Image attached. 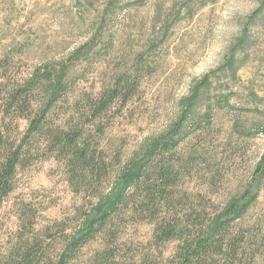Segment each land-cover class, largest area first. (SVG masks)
Returning <instances> with one entry per match:
<instances>
[{"label": "rangeland", "instance_id": "obj_1", "mask_svg": "<svg viewBox=\"0 0 264 264\" xmlns=\"http://www.w3.org/2000/svg\"><path fill=\"white\" fill-rule=\"evenodd\" d=\"M263 3L0 0V76L12 88L33 73H43L48 83L49 73L55 78L66 67L64 102H75L82 94L95 98L118 78L142 68L140 86L126 105L116 101L112 106L100 140L109 156L119 155L123 163L167 134L199 90L190 117L194 122L189 121L195 128L179 151L216 159L211 170L219 172V182L207 191L205 178L187 177L182 189L219 206L250 192L255 200L238 224L253 233L255 264H264V175L256 173L264 157ZM240 39L246 45L235 49L239 70L234 75L219 72ZM209 74V83L200 85ZM67 105L61 106L63 114ZM26 128L22 122V132ZM199 161L193 168L202 175L210 168ZM82 198L72 192L62 166L53 160L37 162L19 176L18 189L1 213L0 245L18 224L13 204L31 203L46 225L72 215ZM123 220L126 240L135 247L150 241V226ZM171 250L169 246L166 254Z\"/></svg>", "mask_w": 264, "mask_h": 264}, {"label": "trees", "instance_id": "obj_2", "mask_svg": "<svg viewBox=\"0 0 264 264\" xmlns=\"http://www.w3.org/2000/svg\"><path fill=\"white\" fill-rule=\"evenodd\" d=\"M245 45L240 39L219 72L234 75L239 70L235 49ZM65 68L55 78L49 73L48 83L46 75L33 73L12 88L0 76V217L18 189L19 176L37 162H57L72 192L83 196L72 215L46 225L31 203L13 204L18 224L0 245V264H255V237L238 224L255 197L246 191L241 199L219 206L182 189L187 177H209L203 181L207 191L219 182V172L211 170L216 159L179 151L195 128L189 121L199 90L167 134L123 163L121 156H109L100 140L112 106L132 99L143 69L118 78L95 98L82 94L75 102H64ZM209 79L210 74L200 85ZM22 122L27 123L24 132ZM205 124L211 127V121ZM198 161L210 168L202 175L193 168ZM256 173L264 175V157ZM123 218L150 226V241L135 247L126 240Z\"/></svg>", "mask_w": 264, "mask_h": 264}]
</instances>
